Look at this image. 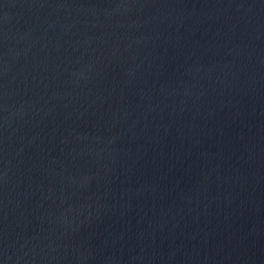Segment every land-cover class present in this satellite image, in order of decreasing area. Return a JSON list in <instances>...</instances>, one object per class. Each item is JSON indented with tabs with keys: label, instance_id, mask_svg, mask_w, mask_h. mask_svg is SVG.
<instances>
[{
	"label": "water",
	"instance_id": "water-1",
	"mask_svg": "<svg viewBox=\"0 0 264 264\" xmlns=\"http://www.w3.org/2000/svg\"><path fill=\"white\" fill-rule=\"evenodd\" d=\"M0 264H264V0H0Z\"/></svg>",
	"mask_w": 264,
	"mask_h": 264
}]
</instances>
